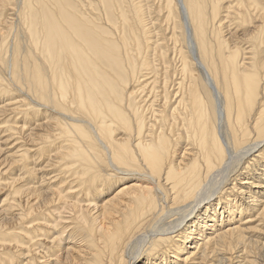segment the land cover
Listing matches in <instances>:
<instances>
[{
	"label": "bare ground",
	"instance_id": "1",
	"mask_svg": "<svg viewBox=\"0 0 264 264\" xmlns=\"http://www.w3.org/2000/svg\"><path fill=\"white\" fill-rule=\"evenodd\" d=\"M1 103L0 264H264V0H0Z\"/></svg>",
	"mask_w": 264,
	"mask_h": 264
},
{
	"label": "rangeland",
	"instance_id": "2",
	"mask_svg": "<svg viewBox=\"0 0 264 264\" xmlns=\"http://www.w3.org/2000/svg\"><path fill=\"white\" fill-rule=\"evenodd\" d=\"M3 103H1L0 105H2ZM260 237H262V235H260ZM263 237H264V235H263ZM237 259H235V260H233V262H234V264L236 263L235 261H236Z\"/></svg>",
	"mask_w": 264,
	"mask_h": 264
}]
</instances>
